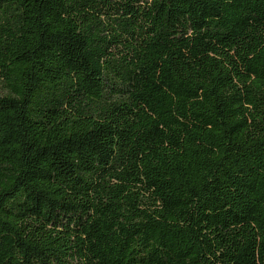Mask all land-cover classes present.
<instances>
[{"label": "trees", "instance_id": "1", "mask_svg": "<svg viewBox=\"0 0 264 264\" xmlns=\"http://www.w3.org/2000/svg\"><path fill=\"white\" fill-rule=\"evenodd\" d=\"M0 264H264V0H0Z\"/></svg>", "mask_w": 264, "mask_h": 264}]
</instances>
